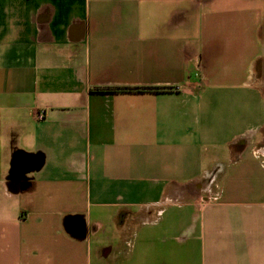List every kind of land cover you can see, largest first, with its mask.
Segmentation results:
<instances>
[{
    "label": "crops",
    "instance_id": "crops-1",
    "mask_svg": "<svg viewBox=\"0 0 264 264\" xmlns=\"http://www.w3.org/2000/svg\"><path fill=\"white\" fill-rule=\"evenodd\" d=\"M263 74L264 0H0V264H264Z\"/></svg>",
    "mask_w": 264,
    "mask_h": 264
},
{
    "label": "trees",
    "instance_id": "trees-1",
    "mask_svg": "<svg viewBox=\"0 0 264 264\" xmlns=\"http://www.w3.org/2000/svg\"><path fill=\"white\" fill-rule=\"evenodd\" d=\"M154 87H112V86H98V87H95L96 90H99V91H109V90H130V89H152Z\"/></svg>",
    "mask_w": 264,
    "mask_h": 264
},
{
    "label": "rangeland",
    "instance_id": "rangeland-1",
    "mask_svg": "<svg viewBox=\"0 0 264 264\" xmlns=\"http://www.w3.org/2000/svg\"><path fill=\"white\" fill-rule=\"evenodd\" d=\"M264 75V74H263ZM264 77V76H263ZM261 87L264 89V78L261 80Z\"/></svg>",
    "mask_w": 264,
    "mask_h": 264
}]
</instances>
